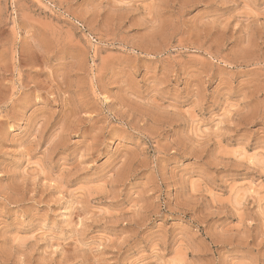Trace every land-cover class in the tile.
I'll use <instances>...</instances> for the list:
<instances>
[{"label":"rangeland","instance_id":"rangeland-1","mask_svg":"<svg viewBox=\"0 0 264 264\" xmlns=\"http://www.w3.org/2000/svg\"><path fill=\"white\" fill-rule=\"evenodd\" d=\"M0 264H264V0H0Z\"/></svg>","mask_w":264,"mask_h":264}]
</instances>
